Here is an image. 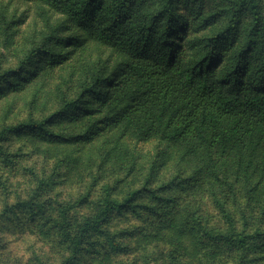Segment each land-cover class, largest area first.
<instances>
[{
	"label": "trees",
	"instance_id": "obj_1",
	"mask_svg": "<svg viewBox=\"0 0 264 264\" xmlns=\"http://www.w3.org/2000/svg\"><path fill=\"white\" fill-rule=\"evenodd\" d=\"M190 2L0 0L3 57L43 35L18 66L0 68V98L23 92L38 78L84 74L81 92L45 120L74 107L63 117L85 122L86 130L67 142L92 143L104 131L132 130L134 158L142 154L140 144L155 142L159 151L147 180L157 178L174 155L180 165L189 163L188 157H205L214 168L234 165L250 180L264 165V57L256 64L253 58L262 33L256 4L236 0L221 26L220 11L205 13L202 0ZM21 5L28 7L20 10ZM247 5L254 25L241 39L238 24ZM39 55L45 59L25 71ZM13 130H0V140ZM102 190L99 210L84 220L78 241L70 244L73 258L85 233L101 231L110 212L126 207L135 194L116 200L108 184ZM220 209L230 233H217L218 242L243 250L249 239L264 235L260 229L246 233V222L236 230L231 213L224 205Z\"/></svg>",
	"mask_w": 264,
	"mask_h": 264
},
{
	"label": "rangeland",
	"instance_id": "obj_2",
	"mask_svg": "<svg viewBox=\"0 0 264 264\" xmlns=\"http://www.w3.org/2000/svg\"><path fill=\"white\" fill-rule=\"evenodd\" d=\"M202 3L205 13L220 11L221 26L236 6V0ZM254 3L262 29L253 51L256 64L264 57V0ZM254 16L251 5L241 12V39ZM42 40L43 35L28 39L3 57L0 34V68L18 66ZM44 59L39 55L25 71ZM67 76L38 78L23 92L0 98V130L15 128L0 140V264H264V235L249 239L243 250L215 238L230 233L220 205L231 213L236 230L246 222V233L264 231V165L252 171L250 181L234 165L214 168L205 157H188L190 162L180 165L174 155L157 178L147 180L159 152L155 142L140 144L136 158L129 148L132 130L104 131L92 143L67 142L86 130L85 122L63 117L74 107L45 122L83 89L84 74ZM106 184L112 199L135 194L126 207L110 212L101 231L85 233L73 258L70 244L78 241L84 220L99 210Z\"/></svg>",
	"mask_w": 264,
	"mask_h": 264
}]
</instances>
